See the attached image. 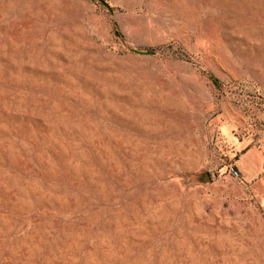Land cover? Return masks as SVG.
Instances as JSON below:
<instances>
[{"label": "rangeland", "instance_id": "rangeland-1", "mask_svg": "<svg viewBox=\"0 0 264 264\" xmlns=\"http://www.w3.org/2000/svg\"><path fill=\"white\" fill-rule=\"evenodd\" d=\"M104 1L0 0V264H264V0Z\"/></svg>", "mask_w": 264, "mask_h": 264}, {"label": "water", "instance_id": "water-1", "mask_svg": "<svg viewBox=\"0 0 264 264\" xmlns=\"http://www.w3.org/2000/svg\"><path fill=\"white\" fill-rule=\"evenodd\" d=\"M100 2H102V3H105V1L104 0H99ZM139 52H145V51H139ZM208 179V175L207 174H205V177H204V180H207Z\"/></svg>", "mask_w": 264, "mask_h": 264}, {"label": "built area", "instance_id": "built-area-1", "mask_svg": "<svg viewBox=\"0 0 264 264\" xmlns=\"http://www.w3.org/2000/svg\"><path fill=\"white\" fill-rule=\"evenodd\" d=\"M231 171L235 174H237V172L235 171V169L231 168Z\"/></svg>", "mask_w": 264, "mask_h": 264}]
</instances>
